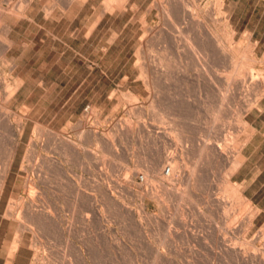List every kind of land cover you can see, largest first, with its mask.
Returning a JSON list of instances; mask_svg holds the SVG:
<instances>
[{
  "label": "rangeland",
  "instance_id": "obj_1",
  "mask_svg": "<svg viewBox=\"0 0 264 264\" xmlns=\"http://www.w3.org/2000/svg\"><path fill=\"white\" fill-rule=\"evenodd\" d=\"M0 1L1 6L8 5L6 0ZM23 1L9 0L15 8L19 7ZM39 1L36 6L39 11L34 16L33 21L21 19L15 23L6 17H4L5 19L3 16L2 19L0 18L2 23H0V38L5 23L15 24L10 35L14 44L3 57L0 39V77L10 85H13L18 79L23 81V86L16 95L13 108L18 114L24 113L21 111L22 106L27 108L26 114L29 116L28 122L30 124L28 123L29 130L25 135V140L30 134L31 126L36 121L47 129L46 135L49 136L46 137V149L38 148V151H41L40 154L43 153L41 155L46 156V189L42 186L40 179L36 177V169L27 176V181L31 182L28 184L29 186H24L21 190L13 189L11 181L14 180L17 173L16 170L20 162L18 157L11 170V178L8 182L10 186L5 187L6 190L4 189L5 192L3 191V198L1 197L0 201L1 214L5 208L4 205L7 203L6 200L10 196L19 197L20 195L24 198L22 202L24 207L27 203L33 204V202V205L41 207L45 201L46 209L49 207L53 214L59 212L55 214V219L60 223L57 227L59 233L56 234L57 231L54 228L57 224L55 226L53 224V227L49 228L52 232L55 231L52 236H50L51 232L49 231V235L40 237L44 240L42 243L46 245V255L49 256L50 262L49 260L46 261V255H40L35 264H87L71 248L73 242L82 247L90 264H100L99 262L101 264H220V260L221 264H235L233 258L224 255L222 247L219 245L222 238L228 239L229 237L237 243L239 241L251 242L258 253L264 250V95L259 102L260 108L256 107L247 116H244V119L250 124L248 128H251L253 137H251L249 145L245 146L246 149H243L242 162L237 171L226 176V170L233 159L231 151L222 159L210 163L202 161L199 164L198 162V165L197 162L193 161L197 159L196 153L203 142L213 144L219 138L226 143L228 148L235 147L238 144L237 141L241 142L244 138L245 127L237 120L238 113L243 99L249 101L253 92L247 91L248 94L246 92L245 97H249L247 99L242 98V102L238 103L241 99L239 92H235L234 88L231 89L232 92L228 90L229 94L222 90L225 74L230 70V63L227 61L225 63L219 61L220 64L217 60L215 61L218 63L213 59H208L209 61L213 60V62L208 63L209 61L205 60L208 61V65L204 64L205 61L198 65L195 62L193 64L190 61L187 62L186 59L187 65L183 59L180 62L182 67L179 69L177 56L179 53L177 50L180 51L181 48L180 53H182L185 47L181 46L182 43L184 45L183 36L189 32L187 36L191 39L197 35L199 27L204 28L203 31L207 27L218 40L221 38L219 41L228 47L226 50L235 54V56L233 55L234 61L238 64L245 63L244 66L249 65L255 70L261 69L263 71L264 0H195L196 2L184 0V2L198 4L200 15L195 20L198 27H195L196 24L189 17L184 20L172 17L177 22L179 20L178 23L182 21L179 25H176L178 24L176 22L173 27L178 26V31L183 29L181 32L184 35L182 33V38H177H181L182 41L177 40L179 43L176 41L173 45H169L170 50L168 45H165L169 44L168 42L165 43L164 40L161 41L162 39H157L158 42H156V39L149 38V43L154 45L152 47L149 44L153 48H151L152 55L158 56L159 53L163 52V48L168 47L165 50H169L168 55L167 53L166 55L172 59L167 62L169 69L166 65L162 66L165 69L162 73L167 72V79L163 74L160 75V78H157L159 83L156 84L158 81L154 83L155 88L153 83L148 87L136 77L137 71L133 69L136 39L133 38L132 34L134 30L136 37L141 33L140 17L142 16H145L151 25L166 26L162 25L165 17L162 16V12L157 7L160 4L159 0H129L125 4L126 7L124 6L121 11L114 9L110 13L103 12L105 0H84L80 2L79 9L73 15L56 8L55 15L47 19L41 6L53 5L58 0ZM132 4L137 5L136 11L131 9ZM150 4L155 5L152 11L147 13L146 9ZM219 5L220 8H218ZM144 10L145 12H143ZM100 12L103 14L98 15ZM97 15L98 20L95 21ZM173 19L172 21H174ZM185 20H189L194 26L188 27V29L187 26H190L191 23L187 25ZM223 20L226 21H224L225 24H222ZM166 22L164 21L165 24H167ZM168 24L171 29H174L170 23ZM168 24L167 27H169ZM200 24L202 25L200 26ZM90 25H93V29ZM193 31L196 32V35L192 33ZM224 34H227V37ZM190 35L195 36L191 37ZM195 38L197 39V36ZM195 38L193 40H196ZM153 40H156L155 44ZM179 46L181 47L179 48ZM252 55L254 62L247 58V56ZM174 60H176L175 64H173ZM199 66H203L206 71L202 69L203 67L202 70L197 69ZM212 66H217L215 67L216 71L219 67L217 72L221 75H217L218 73ZM128 76L130 77L128 78ZM2 88L4 85L0 84V101L4 96V89ZM238 90L240 91V89ZM129 94L137 97L135 106L133 105L134 110L131 109ZM224 95H226V99L222 101ZM254 96L253 94L251 100L255 98ZM155 117L160 118L157 120ZM162 118L166 122L162 121ZM79 121L83 127L85 126L82 130L86 128L84 131L80 130L83 132V138L79 137L78 139L81 147L80 154L78 153L79 156L78 154L73 156L70 153L64 155L56 137L58 134L67 138L73 137L68 124H75ZM127 121L130 125L133 122L131 125L133 133L124 136L126 128L123 126H126ZM118 122L122 125H118ZM177 122L180 123L179 126L182 124L180 127L183 128L184 126L190 131L184 130L185 143H182L185 139L180 138L182 139L180 144L178 142L180 139L175 136L176 130L179 128ZM175 124L178 128L176 126L174 128ZM136 126L144 129L143 131L141 128L143 135L139 133L140 130L137 131ZM163 126L168 130L170 129L171 134L174 135L172 136L173 139L166 140V148L169 151H164V153H169L171 156L173 154L174 158L177 157L176 161L178 159L177 165L179 167L177 174L183 172L184 175L186 174L185 177H190L189 184L184 185L186 180H182L183 174L179 175V180H175L174 183L172 181L170 186L169 183H166L165 187L162 186V190L165 188V192L160 190L161 184L158 175L153 174L155 171L151 169L157 163V157L161 156L165 147L162 145L163 142L154 137V132ZM119 129L120 131H118ZM138 129L140 128L138 127ZM174 129L175 132H172ZM116 130L117 133H115ZM119 132L120 134H118ZM186 132H189V135ZM112 133H115L112 135L115 136L114 141L111 136ZM178 133L176 134L178 135ZM129 135L131 137L127 138ZM147 135L150 136L148 140ZM151 137L152 139H150ZM6 138L2 136L0 141V162L4 159L7 150L6 143L9 142V139L4 141ZM109 140L113 141V144L115 143L113 145L115 152L109 148ZM189 140L191 143L187 142ZM138 141L141 146H139ZM154 144L155 147L158 146V149L154 148ZM182 144H185L186 148L183 149ZM166 148L164 150H167ZM152 151L158 156L153 155ZM148 157L152 161L155 159L154 165H148L152 162L148 161ZM182 164L186 166H182ZM191 164L194 165L190 167ZM0 166H2L1 163ZM196 166L201 169L195 168L196 171L200 172L196 174L194 171L193 175L191 170ZM189 170L191 174L188 173ZM147 172L148 175H146ZM200 174L201 178L199 177ZM144 175L145 177H143ZM195 175H198L200 181H197L199 178ZM150 178L151 180L147 181ZM225 178H229L230 185H239L243 196L250 201L249 209L254 210L255 208L257 210L253 228L251 227L248 232H244L242 226L246 213L242 212V204L236 198L231 197L232 195L230 196L228 191V193L225 191V194L223 192L225 189L223 180ZM196 182L200 186H194L193 190V183L196 185ZM181 183L183 185H180ZM137 186L142 187L139 189ZM221 186H223V190ZM130 187L133 188L130 189L131 192ZM185 187L186 191L184 190ZM167 188H170L171 191L169 192ZM189 188L191 192L193 191L192 193H190ZM41 189L46 191L42 195L39 193ZM178 195H185L184 200L186 199V202L181 200L182 203H180L177 200ZM235 201L238 202V206ZM220 205L225 208L221 209L222 206L219 207ZM176 207L180 208L177 210ZM198 208L200 209L198 210ZM226 215H229L228 218ZM223 216L227 218L226 221ZM67 220L69 227L66 230ZM16 226L3 220L0 215V264H5ZM214 226L217 230L214 229ZM47 231L46 233H48ZM31 239V235L27 233L24 239L26 250L18 252L17 255L20 258L18 260L16 257L13 264H31L33 256V252L29 248ZM160 241L162 242L160 243ZM220 251H222L219 253L221 257L224 255L223 260L219 254L216 256V253ZM158 253L165 257H160L157 255ZM158 256L160 257L159 261ZM50 258L53 260L52 262ZM162 258L164 259L162 260Z\"/></svg>",
  "mask_w": 264,
  "mask_h": 264
},
{
  "label": "bare ground",
  "instance_id": "obj_2",
  "mask_svg": "<svg viewBox=\"0 0 264 264\" xmlns=\"http://www.w3.org/2000/svg\"><path fill=\"white\" fill-rule=\"evenodd\" d=\"M82 1H84V0H58V2L57 3H55V4H53V5H44V6H41V9H42V11L44 12V16L46 17V19L47 18H49V17H53L54 15H55V11H56V8H58V9H60V10H62V11H64V12H68V13H70V15H73L74 13H75V11L76 10H78L79 9V5H80V2H82ZM128 1L129 0H105L104 1V6H103V12H113V10L114 9H120V11H121V9H123V7L125 6V4L126 3H128ZM136 1V0H135ZM160 1V4L157 6L158 7V9H160V11L162 12V16L163 17H165V19H164V21L166 22V21H168V22H166L167 24L168 23H170L171 25H172V27H173V25H175V23L177 22V21H175L172 17H174V18H177V19H181V20H184L186 17H189L192 21H193V23H195L196 24V21L195 20H197L196 18L198 17V15H200L199 13V6H198V4H196L194 1V3L195 4H192V3H188V1L187 2H184V0H159ZM186 1V0H185ZM1 2V1H0ZM5 2H8V5L6 6H1L0 5V18L2 19V16H3V18L4 17H6L8 20H10V21H13V22H17V21H19V20H21V19H26V20H28L29 22L30 21H33L34 20V16L36 15V13L39 11V9L36 7L37 6V3L38 2H40L39 0H24L23 1V3L21 4V5H19V7H17V8H15L12 4H10V2H9V0H6ZM4 2V3H5ZM46 2V1H45ZM152 2V1H151ZM156 2V1H155ZM155 2H153V3H155ZM192 2V1H191ZM21 3V2H20ZM159 3V2H158ZM200 3V2H199ZM45 4V3H44ZM155 4H150L148 7H147V9H146V11H147V13L148 12H151L152 11V8H153V6H154ZM136 6L137 5H135V4H132L131 5V9L132 10H134V11H136ZM126 7V6H125ZM221 6L219 5V7L218 8H220ZM125 9V8H124ZM137 9H138V7H137ZM157 9V8H156ZM142 10V9H141ZM220 10V9H219ZM119 11V10H118ZM158 11V10H157ZM102 12V11H101ZM98 13V15H102L103 13ZM143 12H145V10L143 11ZM161 12H159V13H161ZM221 13V12H220ZM57 14V13H56ZM98 15H97V18L95 19V21L96 20H98ZM142 15V14H141ZM157 15H158V13H157ZM160 15V14H159ZM140 16V15H139ZM162 16H160L161 18H162ZM73 17V16H72ZM100 17V16H99ZM225 17V16H224ZM199 18V17H198ZM0 19V20H1ZM5 19V18H4ZM3 19V20H4ZM167 19V20H166ZM172 19L174 20V21H172ZM189 19V20H190ZM226 19V18H225ZM132 20V19H131ZM179 20H178V22H179ZM189 20L188 21H184V22H187V25H188V23H191V22H189ZM190 20V21H191ZM198 20H200V19H198ZM132 21H134V19L132 20ZM164 21H163V24L162 25H166L165 27H163V26H160V25H151L149 22H148V20H147V18L145 17V16H142V17H140V31H141V33L139 34V36L138 37H136L135 35H136V31L134 30L133 31V34H132V36H133V38H135L136 39V47H135V50H134V57H135V61H134V64H133V69L134 70H136L137 71V79L138 80H141L146 86H148L149 87V85L150 84H154V83H156L157 81H158V79L160 78V75L162 76V74L164 75V77H165V79H167V72L165 71L164 73H162L163 72V69H164V67L162 68V66L163 65H166V67L169 69V67H168V65H167V62L168 61H170V59H171V57H169V56H167L168 55V51L170 50V47H169V45L170 44H172L173 45V43H175L177 40H181L182 41V36H181V34L183 33V32H181V31H183V29L181 30V31H178L177 29V27L176 28H174V29H176L175 31H174V29H171V27H170V25H169V27H167V24H165L164 23ZM195 21V22H194ZM224 21L225 20H223V22H222V24H225L224 23ZM228 21V20H227ZM98 22V21H97ZM96 22V23H97ZM177 22V23H178ZM226 22V21H225ZM1 23V22H0ZM174 23V24H173ZM180 23H182V21L180 22ZM180 23H178V24H176V25H179ZM193 23H191L190 24V26L188 25H186L187 26V28L188 27H193L194 26V24ZM2 24V23H1ZM92 24V23H91ZM15 25V24H14ZM14 25H12V23H5L4 25H3V34H1L2 36H1V43H2V45H1V50H2V57L3 56H5V53L10 49V47H12V45L14 44V41L11 39V37H10V35H11V32H12V29H13V26ZM199 25V24H198ZM202 24H200V26H201ZM204 25V27H205V23L203 24ZM91 26V25H90ZM89 26V27H90ZM93 26V25H92ZM91 26V28L93 29V27ZM185 26V25H184ZM197 26V24L195 25V27ZM224 26V25H223ZM198 27V26H197ZM201 27H199V32L197 33V35H196V32L195 31H193L192 33H194L196 36H197V39L195 38L196 36L195 35H193V36H195V37H193L192 35H190L191 37H193V38H195L196 40H193V38H189V36H187V34H189V32L187 33V32H185V33H187L186 34V36H183L184 38H183V42H184V45H182L181 43V46H185L184 48H183V51H182V53H180V51H181V46H179V48H180V51H178L177 50V52H179L178 53V59H179V64L178 65H180V66H178V65H176V66H178L179 67V69H181V60H183L184 61V63H185V60L187 61V62H192V64H193V62H195L196 64H198V65H201V63H203V61H205V60H208V59H213L214 61L215 60H217L218 62L219 61H222V62H229L230 63V65H229V67H230V70H229V72H227L226 70V74H225V78H224V82H223V89L222 90H224V91H227V93H228V90H230L229 92H232V88H234V90H235V92L237 91V92H239V96H240V98L241 99H239V97H237L238 99H239V101L240 102H238V103H241L242 101V98H244L245 96H246V92L247 91H251V92H253V94L255 95L254 97V99H252L251 100V98H253L252 97V95L253 94H251V96H250V100L248 101V97L246 98L247 100L245 101L244 99H243V103H242V105L241 104H238V105H241V107H240V110H239V115H238V118H237V120L239 121V122H241L242 123V125L245 127V133H244V138L241 140V142H239V141H237L238 142V144L235 146V147H231V148H228L227 147V145H226V143L225 142H223V141H221L219 138H217L216 140H215V142H213V144L211 143V144H209V143H204L203 142V145H201V147L199 148V151L196 153V157H197V159H194L195 161H193V162H197V164H198V162H199V164L202 162V161H205V162H208V163H210L211 161H215V160H218V159H222L223 157H225L226 155H227V153L228 152H232V154H233V159H232V162L230 163V165H229V167H228V169L226 170L227 171V173H226V176H228V175H232V174H234L236 171H237V169H238V167L241 165V162H242V158H243V154H242V152H243V149L245 148L246 149V147H247V144L250 142V140H251V137H253V132H252V130H250L248 127V125H250L245 119H244V116H247L250 112H252V110L254 109V108H256V107H259L260 108V106H259V102H260V100L262 99V97H263V95H264V73H263V71H261V69L259 70V69H254L253 67H249V65L248 66H244V64L245 63H243V64H241V63H237L236 61H234L235 59H233V57L235 56V54H231L228 50H226L228 47L226 46H224V45H222L221 44V42L219 41V40H221V38L218 40L217 39V37L216 36H214L213 35V33L211 32V30H209V28L207 29V27L205 28V30L203 31L202 29H204V28H201ZM189 29V28H188ZM196 29V28H195ZM225 29V28H224ZM223 29V30H224ZM197 30H198V28H197ZM201 30V31H200ZM93 31V30H92ZM185 31V30H184ZM88 32H90V31H88ZM175 32H176V34H175ZM224 32H226V30H224ZM223 32V33H224ZM228 33V32H227ZM74 34V33H73ZM73 34H72V36H73ZM88 34V33H87ZM229 34V33H228ZM183 35H184V33H183ZM224 35H226V37H227V34H224ZM155 36H156V38H155ZM86 37V36H85ZM152 37V39H159V40H161V41H163L164 40V42L165 43H169V44H165V45H168V47H169V50L168 51H165L166 50V48H168V47H166V48H163V52H161V53H159L158 54V56H156L155 54H153V55H155V56H153L152 55V53H151V48L152 47H154V45H152V43H149V38H151ZM154 37V38H153ZM179 37H181L180 39H177V38H179ZM233 37V36H232ZM75 38V37H74ZM233 39V38H232ZM155 40V41H156ZM154 41V40H153ZM154 41V44L156 43V42H158V40L155 42ZM161 41H159V42H161ZM152 42V41H151ZM164 42H161V43H164ZM178 42V41H177ZM16 43V42H15ZM179 43V42H178ZM178 43H177V45H178ZM223 43V42H222ZM149 44H151L152 45V47H151V45H149ZM179 44V45H180ZM15 46V45H14ZM171 47H173V46H171ZM153 49V48H152ZM173 49V48H172ZM177 49H178V46H177ZM165 51V52H164ZM154 52V51H153ZM176 52V53H177ZM234 52V51H233ZM154 53H156V52H154ZM166 53H167V55H166ZM169 53H171V52H169ZM237 53V52H236ZM240 54V53H239ZM252 54H253V52H252ZM7 55V54H6ZM234 55V56H233ZM241 55H242V53H241ZM245 55V54H244ZM243 55V56H244ZM8 56V55H7ZM10 56V55H9ZM133 56V55H132ZM176 56V57H177ZM238 57V56H237ZM242 57V56H241ZM235 58V57H234ZM247 58H250L251 60H252V62H254V59H253V55L252 56H250V57H248L247 56ZM247 58H246V60H247ZM245 59V58H244ZM3 60H5L4 58H3ZM172 60V59H171ZM213 60L212 61H207L208 63H211V62H213ZM217 61H215L216 63H218ZM240 61V60H239ZM259 61H260V59H259ZM5 62V61H4ZM11 62V61H10ZM206 62V61H205ZM204 62V64L206 65H208V63L206 62L205 63ZM243 62V61H242ZM13 63V62H12ZM164 63V64H163ZM176 63V60H174V63L173 64H175ZM220 63V62H219ZM248 63V62H247ZM250 63V62H249ZM257 63V62H256ZM259 63V62H258ZM11 64V63H10ZM172 64V65H173ZM185 64H187L188 65V63H185ZM213 64V63H212ZM211 64V65H212ZM221 64V63H220ZM262 64V63H261ZM18 65V64H17ZM184 65V64H183ZM203 65V64H202ZM205 65H203L204 67H205ZM222 65H223V63H222ZM193 66V65H192ZM202 66V67H203ZM227 66V65H226ZM264 66V65H263ZM173 67H175L174 65H173ZM201 66H199V67H197V69H201L202 68ZM204 67L202 68V69H204ZM212 67H214V70L216 71V68L215 67H217V66H212ZM224 67H225V65H224ZM9 68H10V66H9ZM11 68H14V66H11ZM184 68V67H183ZM183 68H182V70H183ZM206 68V67H205ZM219 68V67H218ZM218 68H217V71H218ZM175 69V68H174ZM196 69V70H197ZM201 69V70H202ZM213 69V68H212ZM211 69V70H212ZM220 69H222V68H220ZM227 69V68H226ZM10 70V69H9ZM165 70V69H164ZM172 70V69H171ZM182 70L180 71V73L182 72ZM205 70V69H204ZM178 71V70H177ZM199 71V70H198ZM206 71V70H205ZM204 71V73H205V75H207L206 74V72ZM215 71H214V73H215ZM216 71V72H217ZM223 72H224V70H222ZM179 73V72H178ZM179 73V74H180ZM213 73V74H214ZM218 73V72H217ZM209 74V73H208ZM217 75H221L220 73H218ZM130 76H128V78H129ZM135 77V78H136ZM6 78V77H5ZM158 78V79H157ZM7 79V78H6ZM127 79V78H126ZM157 79V80H156ZM163 79V78H162ZM164 79V80H165ZM128 80V79H127ZM156 81V82H155ZM159 83V81L156 83V84H158ZM0 84H2V85H4V88H2V89H4V96H3V99H2V101H0V141L2 140V136H5V138H6V136H7V138L9 139V142H7L6 143V145H7V150H6V152H5V156H4V159L2 160V162H0L1 164H2V166H0L1 168H0V201H1V197H2V194H3V191H4V189L6 190V186L8 185V182L10 181L9 180V178H11L10 177V174H11V170H12V167H13V165H14V163L16 162V159L19 157L20 158V162H19V164H18V169L16 170L17 171V173L15 174V178H14V180L13 181H11V184H12V186H13V189L14 190H21L24 186L25 187H27V186H29L28 184H31V182H28L27 181V176H28V174H30V172L31 171H33V170H37V175H36V177L37 178H39L40 179V181H41V183L43 184L42 186H44V189H46L45 187H46V156L44 155H41V154H43V153H41L40 154V152L38 151V148L40 147V149H46V137H49V136H47L46 135V128H44L43 127V125H40V124H38L37 123V121L36 122H34L33 123V125L31 126V129H30V134H29V136H28V138L25 140V135H26V133L28 132V130H29V125H28V120H29V116H28V114H26L27 113V108L25 107V106H22L21 107V111L22 112H24V113H20V114H18V112L13 108V103L15 102V98H16V95H17V93H18V91L20 90V88L23 86V81L22 80H20V79H18L13 85H10V84H8V83H6V81H4V79H2V77H0ZM143 84V85H144ZM154 86V88H155V84L153 85ZM153 86H151V87H153ZM222 88V87H221ZM1 89V90H2ZM237 89V90H236ZM238 89H240V91L238 90ZM221 91V90H220ZM20 92V91H19ZM250 93V92H249ZM229 94V93H228ZM231 95L233 94V93H230ZM247 94H248V92H247ZM250 95V94H249ZM226 97V95H224V96H222V101L224 100V99H226L225 98ZM260 97V98H259ZM231 98H234V97H231ZM128 99H129V101H130V105L132 106V110H134L133 109V105L136 103V101H137V97L136 96H134L133 94H129L128 95ZM1 100V99H0ZM129 103V102H128ZM24 104V103H23ZM26 104V103H25ZM221 104V103H220ZM15 105V104H14ZM151 105V104H150ZM129 106V105H128ZM135 106V105H134ZM238 107V108H239ZM129 108V109H130ZM262 109V108H261ZM30 110H31V108H30ZM132 110H130V111H132ZM141 111V110H140ZM154 111V110H153ZM236 111H238V110H236ZM91 112H92V110H91ZM136 112H137V110H136ZM92 114V113H91ZM129 114H131V113H129ZM154 115H155V113H153ZM132 115V114H131ZM215 116V115H214ZM213 116V117H214ZM162 117V116H161ZM217 117V116H216ZM156 118V117H155ZM158 118H160V117H158ZM158 118H156L157 120H158ZM214 120V119H213ZM162 121H165L166 122V120H164V118H162ZM176 121V120H175ZM215 121H216V119H215ZM128 122V121H127ZM159 122V121H158ZM164 122V123H165ZM119 123V122H118ZM124 123V122H123ZM161 123V122H160ZM163 123V122H162ZM30 124V123H29ZM42 124V123H41ZM82 123L79 121V122H77V123H75V124H68V125H70L69 127L71 128V130H72V135H73V137H71V138H67V137H64V136H62V135H59L58 133V136L56 137V139H57V141H58V144H59V146H60V148L62 149V151H63V153H64V155H66V154H71V155H73V156H75L76 154H78L79 153V151L81 150V147H80V144H79V142H78V139H79V137H82L83 138V132L82 131H84V130H82V128H84L82 125H81ZM83 124H84V122H83ZM133 124V122L131 123V125ZM178 124H180V123H178L177 122V125ZM67 125V126H68ZM118 125H122V123L120 124H118ZM130 124H129V122L128 123H126V126H123V127H125L126 128V134L124 135V133H123V135L124 136H126L127 134H130V135H132V133H133V130H132V126H131ZM177 125L175 124L174 125V128H175V126H176V128H178L179 129V131H178V129L176 130L177 132H179L178 133V135L175 133V136H178V139H180V138H184L185 137V134H184V130H188V128L187 129H185L184 128V126H183V128L182 127H180V126H182V124L179 126L178 125V127H177ZM143 126V128H144V125H142ZM116 127H118V126H116ZM116 127H114V128H116ZM121 127V126H120ZM122 127V128H123ZM134 127H135V125H134ZM137 127V126H136ZM138 127L140 128V129H138ZM137 127V131H139V133H141V128L142 127H140V126H138ZM165 127H168V126H165ZM121 128V130H123ZM142 128V130L144 131V129ZM170 128V127H169ZM118 129V128H117ZM136 129V128H135ZM172 129H173V127H172ZM80 130H82L81 132H80ZM114 130V129H113ZM4 131V132H3ZM63 131V130H62ZM80 132V135H79V132ZM118 131H120V129L118 130ZM117 130H116V132L115 133H117L118 132ZM147 131H148V129H147ZM150 131V130H149ZM189 131V130H188ZM124 132V131H123ZM172 132H175V129L174 130H172ZM190 132V131H189ZM189 132H186V134H188ZM49 133V132H48ZM47 133V134H48ZM91 133V132H90ZM114 133V134H115ZM137 133V132H136ZM143 133V132H142ZM141 133V134H142ZM65 134V133H64ZM81 134H82V136H81ZM85 134H86V132H85ZM89 134V133H88ZM113 133L111 134V136L112 135H114ZM118 134H120V132L118 133ZM140 134V135H141ZM174 134V133H173ZM127 136V138H130L131 136ZM143 135V134H142ZM141 135V136H142ZM148 135H150L149 133H148ZM147 135V140H148V137H150V136H148ZM189 135V134H188ZM188 135H186V136H188ZM69 136H71V135H69ZM87 136V135H86ZM118 136H120V135H118ZM118 136H116V138H118ZM134 136H135V133H134ZM136 136H137V134H136ZM139 136V135H138ZM146 136V135H145ZM152 136V135H151ZM172 136H174V135H172L171 134V131H170V129L168 130L167 128H164V126L163 127H161V128H159V130L157 131H155L154 132V137H156V138H158V140H160L161 142H163V155L161 154V156H159V157H157L158 155H156V154H154L155 152H153L152 154L153 155H156V157L158 158L157 159V163L155 164V166H152V165H154V161H155V159H154V161H152V159H149V157H148V161H152L151 163H153V164H151V163H148V165L149 166H152L153 168H151L153 171H155L153 174H157L158 175V178H159V182H160V184H161V191H166L165 190V188L162 190V188L163 187H165L166 185V183H169V186L171 185L170 183L172 182V183H174V181L176 180H179V175H182L183 174V172H182V174H177V169L179 168L178 167V165H177V161H178V159H177V161H176V158H174L173 157V154H172V156L169 154V153H164V151H169L167 148H166V144H165V142H166V140H168V139H173L172 138ZM55 137V136H54ZM113 137V138H112ZM111 138L113 139V141L115 140V136H112ZM140 137V136H139ZM143 137V136H142ZM4 139V141L6 140V141H8V139ZM81 138V139H82ZM137 138V137H136ZM133 139V138H132ZM150 139H152V137L150 138ZM149 139V141H151ZM182 139H180L178 142H180V144H181V141H182ZM185 140H183L184 142H182V143H185V141H186V138H184ZM189 139V138H188ZM139 140V139H138ZM141 141L143 140V138L142 139H140ZM139 140V141H140ZM144 140H145V137H144ZM146 140V142H148L149 143V141H147ZM154 140H155V138H154ZM153 140V141H154ZM174 140H175V138H174ZM176 140H177V138H176ZM113 141H110L109 140V148H111V149H113V151L115 150V147L113 146L114 144H113ZM131 141V140H130ZM139 141H138V144H140L139 146H141V143H139ZM134 142H135V138H134ZM174 142V141H173ZM177 142V143H178ZM187 142H189V143H191V141L189 140V141H187ZM186 142V143H187ZM3 143V142H2ZM153 143H155V142H153ZM169 143V142H168ZM175 143V142H174ZM188 143V144H189ZM131 144V143H130ZM165 144V145H164ZM171 145H172V143H170ZM169 144V145H170ZM176 144V143H175ZM5 145V146H6ZM134 145V144H133ZM161 145V144H160ZM183 146L185 145V144H182ZM187 145V144H186ZM249 145V144H248ZM132 146V145H131ZM151 146H152V148H153V144L151 143ZM188 146V145H187ZM246 146V147H245ZM158 146L156 145V147H155V144H154V148H157ZM169 147V146H168ZM180 147L182 148V146L180 145ZM5 148V147H4ZM150 148V147H149ZM161 148V147H160ZM159 148V149H160ZM167 149V150H164V149ZM178 148V147H177ZM184 148H186V146H184L183 147V149ZM133 149V148H132ZM158 149V148H157ZM179 149V148H178ZM116 150H117V148H116ZM152 150V149H151ZM43 151H45V150H43ZM154 151H156L155 149H154ZM93 152V151H92ZM91 152V153H92ZM115 152V151H114ZM157 152V151H156ZM1 153V152H0ZM161 153V152H160ZM244 153V152H243ZM80 154V153H79ZM79 154H78V156H79ZM160 155V154H159ZM150 157H151V154L149 155ZM153 158V157H152ZM0 161H1V159H0ZM37 161H40V163H37ZM146 161V160H145ZM140 162H143V161H140ZM204 162V163H205ZM207 163V164H208ZM143 164H146V163H143ZM198 164V165H199ZM194 164H191L190 165V167H192ZM182 166H186V165H184V164H182ZM138 167V166H137ZM189 167V166H188ZM188 167H186V168H188ZM198 167H200V166H198ZM148 168V167H147ZM195 168H197V166L196 167H194L193 169L192 168H188V169H192L191 171L193 172V175H194V171H196L195 170ZM132 169V168H131ZM184 169V168H183ZM197 169H201V168H197ZM185 170V169H184ZM132 171V170H131ZM180 171V170H179ZM188 171V170H187ZM190 170H189V174H191L190 172H191ZM133 172V171H132ZM198 172H200V171H196V174L198 173ZM32 173V172H31ZM35 173V172H34ZM145 173H146V170H145ZM132 174V173H131ZM150 174V173H149ZM199 174V173H198ZM133 175V174H132ZM146 175H148V172H147V174ZM183 176L185 177L186 176V174L184 175L183 174ZM182 176V180H186V182L184 183V185L187 183V184H189L188 182V180H189V176L188 177H183ZM225 176V177H226ZM143 177H145V175L143 176ZM143 177H142V180H143ZM151 177V176H150ZM195 177H198V175H195ZM200 178H201V174H200V176H199ZM198 177V178H199ZM192 178H193V176H192ZM200 178L199 179H197V181H200ZM147 179V178H146ZM194 179V178H193ZM229 178H225L224 180H223V182H224V184H223V186L225 187V189L223 190V186H221V188H222V190H223V192H224V194L228 191L229 193H230V196L231 197H234V198H236L237 199V201L239 200L240 201V203L242 204V206H243V211L242 212H246L245 213V219L242 221V226H243V230H244V232H248L249 230H251V227L253 226V224H254V220H255V217H256V214H257V210L254 208V210H252V209H249V200L247 199V198H245L244 196H243V194L241 193V190H240V188L238 187L239 185H237V184H231L230 185V182H229V180H228ZM31 180V179H30ZM151 180V178L150 179H148L147 181H150ZM195 180V179H194ZM129 181H131V180H129ZM135 181V180H134ZM153 181V180H152ZM158 181V180H157ZM156 182V181H155ZM192 182V181H191ZM194 182V181H193ZM140 183H141V181H140ZM142 183H144V182H142ZM151 183V182H150ZM154 183V182H153ZM177 183V182H176ZM175 183V184H176ZM183 183H181L180 185H183ZM195 183V182H194ZM193 183V190H194V188L195 187H197V185H198V183L195 185ZM131 184H132V182H131ZM148 184V183H147ZM160 184H158V185H160ZM175 184H173V186H175ZM186 184V185H187ZM201 184V183H200ZM150 185V184H149ZM152 185V184H151ZM165 185V186H164ZM8 186H10V185H8ZM130 186V185H129ZM163 186V187H162ZM190 186V185H189ZM195 186V187H194ZM198 186H200V185H198ZM128 187V186H127ZM138 187V186H137ZM142 187V186H141ZM140 187V188H141ZM144 187V186H143ZM150 187V186H149ZM159 187V186H158ZM180 187V186H179ZM179 187H178V190H179ZM132 187H130L129 188V190L131 189ZM139 188V187H138ZM139 188V189H140ZM146 188V187H145ZM145 188H143V189H145ZM173 188V187H172ZM177 188V187H176ZM190 188H191V186H190ZM189 188V190H190V193H192L191 192V189ZM133 189V188H132ZM136 189V188H135ZM153 189H154V187H153ZM168 190L170 189V188H167ZM128 190V189H127ZM142 190V189H141ZM141 190H140V192H141ZM146 190V189H145ZM148 190V189H147ZM174 190V189H173ZM176 190V189H175ZM174 190V191H175ZM185 191H186V187H185V189H184ZM171 190H169V192H170ZM226 191V192H225ZM5 192V191H4ZM44 192H46V191H44L43 189H41L40 190V194L42 195ZM129 192V191H128ZM130 192H131V190H130ZM129 192V193H130ZM133 192V191H132ZM136 192V191H135ZM145 192V191H144ZM143 192V194H145ZM146 192H148V191H146ZM153 192V191H152ZM227 192V193H228ZM138 193V192H137ZM157 193V192H156ZM134 194H136V193H134ZM133 194V195H134ZM132 195V194H131ZM165 195V194H164ZM190 195V194H189ZM138 196V195H137ZM142 196V195H141ZM145 196V195H144ZM148 196V195H147ZM160 196V195H159ZM228 196V195H227ZM8 197V196H7ZM143 197V196H142ZM161 197H162V195H161ZM3 198V197H2ZM144 198V197H143ZM154 198H156L155 196H154ZM184 198H185V195H178L177 196V200L180 202L181 200L183 201L184 200ZM108 200V199H107ZM7 201V203H6V205H4L5 206V208H4V210H3V213L1 214L0 213V215H1V218L3 219V220H6V222H9V224H15V225H17L15 228H14V237H13V239H12V241H11V243H10V245H9V249H8V253H7V258H6V260H5V264H13V260L16 258V257H18V252H20L21 250H26L25 249V247H24V245H25V242H24V239H25V236H26V234L27 233H29L30 235H31V237H32V242H31V244H30V249L32 250V252H33V256H32V261H31V264H35V262L37 261V260H39V256L40 255H42V256H45L46 255V245H44L45 243H42L44 240H42V239H40V237H45L46 236V234H48L49 235V233L51 234L50 236H52V233H54V232H52L50 229H51V226L53 227V224H54V226H55V224H57L54 228H56L55 230L57 231V227H58V224H60L59 223V221L58 220H56L55 218V214H57V213H59V212H57V213H55V214H53V212H51V210L49 209V207L46 209V202L44 201L43 202V200H42V206L39 208L38 206H36V205H33L34 204V202H33V204H30V203H27L26 204V206L24 207V206H22V202L24 201V198H23V196L22 195H20L19 197H13V196H10V198L8 199V200H6ZM109 201H110V199H109ZM185 202H186V199L184 200ZM183 201V202H184ZM236 202V201H235ZM178 203V202H177ZM180 203H182V202H180ZM194 203H196L195 202V200H194ZM237 203V206H238V202H236ZM252 204V203H251ZM142 205V204H141ZM195 205V204H194ZM193 205V206H194ZM199 205H200V203H199ZM177 206H178V204H177ZM180 206H181V204H180ZM195 206H197V204L195 205ZM222 205H220L219 207H221ZM254 207V206H253ZM66 208V207H65ZM141 208V207H140ZM143 208V207H142ZM178 208H180V207H178ZM178 208L176 207L175 209H177L178 210ZM223 208H225V207H223L222 206V208L221 209H223ZM200 208H198V210H199ZM239 209V208H238ZM258 209V208H257ZM68 210V209H67ZM73 210V209H72ZM129 210H130V208H129ZM224 210H226L227 211V209H224ZM240 210H242L241 208H240ZM66 211V210H65ZM222 212H223V210H222ZM221 212V213H222ZM225 212V211H224ZM130 213V212H129ZM194 213V212H193ZM233 213V212H232ZM223 214V213H222ZM227 214H228V212H227ZM235 214V213H234ZM243 214V213H242ZM63 215H64V213H63ZM133 215V214H132ZM132 215H131V217H132ZM135 215V214H134ZM196 215V214H195ZM229 216V215H228ZM228 216L226 215V217L228 218ZM58 217V216H57ZM224 217V216H223ZM226 217H224V220L226 221ZM235 217H236V215H235ZM126 218H128V217H126ZM136 218V217H135ZM234 219H236V218H234ZM134 220V219H133ZM137 220V219H136ZM128 221V220H127ZM129 221H130V219H129ZM135 221V220H134ZM230 222V221H229ZM65 223V222H64ZM129 223V222H128ZM134 223H136V222H134ZM224 224H225V222H223ZM227 224V223H226ZM225 224V225H226ZM66 225V230L68 229V227H69V221L67 220V223L65 224ZM134 225V224H133ZM215 225V224H214ZM217 225V224H216ZM229 225H231V224H229ZM227 226H228V224H227ZM215 227V226H214ZM218 227V226H217ZM220 227V226H219ZM225 228H226V226H224ZM228 227H230V226H228ZM227 227V228H228ZM50 228V229H49ZM253 228V227H252ZM49 229V230H48ZM53 229V228H52ZM65 229V228H64ZM214 229H216L217 230V228L215 227ZM264 229V228H263ZM262 229V230H263ZM48 230V231H47ZM216 230H215V232H216ZM220 230V229H219ZM218 230V231H219ZM223 230V229H222ZM253 230V229H252ZM46 231L48 232V233H46ZM50 231V232H49ZM217 231V232H218ZM224 231V230H223ZM62 232H63V230H62ZM213 232V231H212ZM214 232V233H215ZM220 232H222V231H220ZM219 232V233H220ZM226 232V231H225ZM252 232V231H251ZM259 232V231H258ZM261 232V231H260ZM264 232V231H263ZM57 233H59L58 231L56 232V234ZM213 233V234H214ZM222 233H224V232H222ZM227 233V232H226ZM262 233V232H261ZM260 233V234H261ZM216 234V233H215ZM214 234V235H215ZM47 235V237H49ZM53 235H55V234H53ZM212 235V234H211ZM218 235V234H217ZM220 235V234H219ZM226 235V234H225ZM263 235V234H262ZM29 236V235H28ZM213 236V235H212ZM216 236V235H215ZM215 236H213L214 238H215ZM226 237V236H225ZM239 237V236H238ZM242 237H243V235H242ZM252 237H254V236H252ZM210 238H211V236H210ZM210 238H209V240H210ZM218 238V237H217ZM217 238H216V240H217ZM221 238H222V235H221ZM228 238V237H227ZM229 238H231V237H229ZM225 239V238H222L221 240H220V243H219V245L222 247V250H223V253H224V255L226 254L227 256H230V258L232 259H234L233 261H235V264H264V250H262V251H259V253L258 252H256L255 251V249H254V247L255 246H253V244L251 243V242H244V241H239V243H237L235 240H231V239ZM212 239V238H211ZM220 239V238H219ZM42 240V241H41ZM214 240V239H213ZM213 240H211V241H213ZM219 241V240H218ZM162 241H160V243H161ZM214 242V241H213ZM212 242V243H213ZM214 243H216V242H214ZM214 243H213V245H214ZM29 245V244H28ZM164 245V244H163ZM212 245V244H211ZM212 245V246H213ZM89 247H90V245H88ZM219 246V247H220ZM242 246H244V247H242ZM88 247V248H89ZM220 247V248H221ZM71 248L73 249V250H75V252H76V255L77 256H79L82 260H84V262H86L87 264H90L88 261H87V256H86V254L84 253V251H83V249H82V247L80 246V245H76L74 242H73V247L71 246ZM88 248H86V249H88ZM213 248H215V247H213ZM220 248H218L219 250H220ZM258 249V248H257ZM215 251H216V249H215ZM89 253H91L90 251H88ZM157 252V251H156ZM156 252H153V253H155L156 254ZM161 252H162V250H161ZM222 251H220V252H218V253H216V256L219 254V253H221ZM222 253V254H223ZM91 254H94V255H97V254H95V253H91ZM91 254H89V255H91ZM50 255V254H49ZM157 255H160L159 253L157 254ZM220 255V257H221V254H219ZM224 255H222V257L224 256ZM156 256V255H155ZM161 256H163V255H160V257ZM215 256V257H216ZM23 257V256H22ZM21 257V258H22ZM153 257H154V254H153ZM157 257V256H156ZM159 257V256H158ZM160 257H159V259H158V261L160 260ZM163 257H165V256H163ZM219 256H218V258L219 259H221ZM226 257V256H225ZM224 257V258H225ZM19 258L20 257H18V260H19ZM90 258H93L94 259V257H91L90 256ZM42 259V258H41ZM51 259V258H50ZM78 259V258H77ZM92 259V260H93ZM96 259V258H95ZM157 259V258H156ZM164 258H162V260H163ZM167 259H169V258H167ZM207 259H208V257H207ZM217 259V258H216ZM228 259V258H227ZM47 260H49V256L48 255H46V261ZM152 260H153V258H152ZM161 260V261H162ZM222 260H223V258H222ZM229 260V259H228ZM43 261V260H42ZM41 261V262H42ZM45 261V260H44ZM43 261V262H44ZM53 260L51 259V262H52ZM90 261V260H89ZM94 261H96V260H94ZM99 261V260H98ZM229 261H231V260H229ZM49 262H50V260H49ZM91 262V261H90ZM46 263V262H45ZM100 264H101V262H99ZM152 263V262H151ZM154 263V262H153ZM208 263H210L209 261H208ZM231 263H233V262H231ZM39 264V263H38ZM96 264H98V263H96ZM194 264V263H193ZM211 264V263H210ZM220 264H221V260H220Z\"/></svg>",
  "mask_w": 264,
  "mask_h": 264
},
{
  "label": "crops",
  "instance_id": "obj_3",
  "mask_svg": "<svg viewBox=\"0 0 264 264\" xmlns=\"http://www.w3.org/2000/svg\"><path fill=\"white\" fill-rule=\"evenodd\" d=\"M6 258V257H5Z\"/></svg>",
  "mask_w": 264,
  "mask_h": 264
}]
</instances>
